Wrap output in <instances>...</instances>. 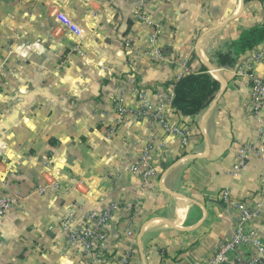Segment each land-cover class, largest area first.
Instances as JSON below:
<instances>
[{
  "label": "crops",
  "instance_id": "0c3cea01",
  "mask_svg": "<svg viewBox=\"0 0 264 264\" xmlns=\"http://www.w3.org/2000/svg\"><path fill=\"white\" fill-rule=\"evenodd\" d=\"M139 3L0 0V196L13 201L0 217V264H87L61 222L78 226L112 203L98 264H201L232 236L236 212L223 189L264 210V109L254 108L247 75L264 79V40L235 67L215 63L218 50L263 23L264 1ZM58 14L83 34L62 29ZM209 64L225 82L216 75L213 102L183 117L174 83ZM144 98L156 107L168 99L164 113L186 127L187 147L137 113ZM147 143L154 172L145 182L132 168ZM250 143L262 154L243 163L239 150ZM247 227L264 238L260 219Z\"/></svg>",
  "mask_w": 264,
  "mask_h": 264
},
{
  "label": "built area",
  "instance_id": "2783aa9c",
  "mask_svg": "<svg viewBox=\"0 0 264 264\" xmlns=\"http://www.w3.org/2000/svg\"><path fill=\"white\" fill-rule=\"evenodd\" d=\"M142 6L144 0H136ZM139 5V6H140ZM140 6V7H141ZM139 7V9H140ZM59 24L62 29L68 32L81 36L83 29L68 17L58 14ZM129 53H132L130 51ZM264 58V47L258 53L256 59ZM250 69H252L250 67ZM214 75V71L209 69ZM247 75L251 82V96L253 105L256 110L264 109V79L257 75L254 71H247ZM165 98L160 107L145 99L142 107L137 110V113L142 118L149 120L150 123H160L166 132L175 134L180 137L182 146L187 147L189 144V134L186 127L174 125L164 113L163 107L166 106ZM117 113L122 117L126 116L128 109L125 107L122 100L116 102ZM114 129L111 130L113 132ZM263 129H260V133ZM154 146L147 143L143 148L141 156L133 165L134 172L142 173L145 182L154 172L152 153ZM254 153L262 154V148L257 147V144H244L239 150L240 157L243 163ZM220 199L229 211L236 212L233 216V232L231 238L221 245L215 252L201 264H264V238L256 229H249L247 224L256 219H260L264 224V210L262 204L252 205L246 201L236 200L231 195L228 189H223ZM13 201L8 197L0 196V217L4 216L10 209ZM119 208L117 203H112L101 215L95 212L85 214L84 220L80 225L76 226L71 217L66 218L61 222L62 228L66 233L68 240L73 245H80L84 256L87 258V264H98L99 258L96 251L99 248H104L107 239V223H109Z\"/></svg>",
  "mask_w": 264,
  "mask_h": 264
},
{
  "label": "trees",
  "instance_id": "16d2710c",
  "mask_svg": "<svg viewBox=\"0 0 264 264\" xmlns=\"http://www.w3.org/2000/svg\"><path fill=\"white\" fill-rule=\"evenodd\" d=\"M249 1L253 0H245V2ZM263 40L264 21L259 25L244 29L237 40L227 43L224 48L218 50L215 63L219 67H235L243 53L253 49ZM174 84L173 107L183 117L203 113L221 89L220 80L206 67L201 72L184 75Z\"/></svg>",
  "mask_w": 264,
  "mask_h": 264
},
{
  "label": "water",
  "instance_id": "95a60500",
  "mask_svg": "<svg viewBox=\"0 0 264 264\" xmlns=\"http://www.w3.org/2000/svg\"><path fill=\"white\" fill-rule=\"evenodd\" d=\"M242 2L244 3L245 0H242ZM209 69L213 70L215 75H217V77H219L220 79H222V77L220 76L219 72H218V69L213 66L212 64H209ZM223 80V79H222ZM224 81V80H223ZM225 82V81H224Z\"/></svg>",
  "mask_w": 264,
  "mask_h": 264
}]
</instances>
